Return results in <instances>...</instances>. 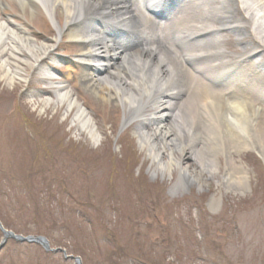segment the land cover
Here are the masks:
<instances>
[{
	"label": "rangeland",
	"instance_id": "obj_1",
	"mask_svg": "<svg viewBox=\"0 0 264 264\" xmlns=\"http://www.w3.org/2000/svg\"><path fill=\"white\" fill-rule=\"evenodd\" d=\"M0 3L5 6L0 23L5 20L37 45L54 48L33 69L21 64L26 52L12 49L20 59L12 61L11 71L23 75L13 84L2 78L0 67V222L5 230L42 235L51 248L80 257L83 264H264V161L258 153L244 150L234 156L249 174L244 189L223 181V157L217 159L215 177L199 169L192 181L182 179L178 167L156 175L138 145L137 122L124 129L123 105L100 99L85 85L84 67L76 62L81 45L55 42L43 9L33 13L15 0ZM63 16L59 10L57 21ZM50 65L60 71L55 81L89 113L98 139L73 125L76 112H67L65 105L42 110L40 101L55 98L57 87L44 76ZM0 264L76 263L61 252L10 240Z\"/></svg>",
	"mask_w": 264,
	"mask_h": 264
},
{
	"label": "bare ground",
	"instance_id": "obj_2",
	"mask_svg": "<svg viewBox=\"0 0 264 264\" xmlns=\"http://www.w3.org/2000/svg\"><path fill=\"white\" fill-rule=\"evenodd\" d=\"M15 1L33 13L43 9L55 25L54 40L66 37L80 43L85 85L100 99L123 105L124 129L137 122L138 145L152 160L156 175L178 167L182 179L192 181L199 169L215 177L217 159L223 157V181L242 189L248 185L249 174L234 156L254 150L264 161V0H167L165 5L153 0L155 9L164 10L175 24L166 28L146 21L143 0ZM59 10L63 26L54 20ZM141 21L144 29L133 31ZM170 27L177 33L171 34ZM120 31L138 42L146 36L157 43L159 34L160 44L129 54L132 40H120ZM174 38L178 48L172 45ZM162 43L171 49L164 50ZM52 48L37 45L9 22L0 23L2 78L9 84L23 78L11 71L12 61L20 59L12 49L26 52L20 54L21 64L33 69ZM57 76L45 72L57 87L55 98L40 101L42 110L65 105L67 112H76L73 125L98 139L89 113L71 90L55 81ZM190 163L198 167L189 171Z\"/></svg>",
	"mask_w": 264,
	"mask_h": 264
},
{
	"label": "water",
	"instance_id": "obj_3",
	"mask_svg": "<svg viewBox=\"0 0 264 264\" xmlns=\"http://www.w3.org/2000/svg\"><path fill=\"white\" fill-rule=\"evenodd\" d=\"M0 228L3 233V239L0 243V251L3 249V247L6 245L7 241L9 239H13L16 241H19L21 243H35L41 245L46 251L51 252H62L66 259H72L76 262V264H82V259L80 257H74L67 255V252L63 249H52L50 247L49 241L42 236H27L24 237L22 235H16L11 231H7L3 228L2 224L0 223Z\"/></svg>",
	"mask_w": 264,
	"mask_h": 264
}]
</instances>
